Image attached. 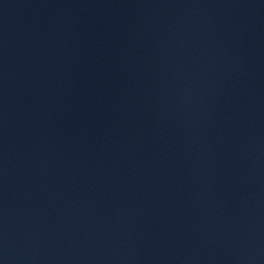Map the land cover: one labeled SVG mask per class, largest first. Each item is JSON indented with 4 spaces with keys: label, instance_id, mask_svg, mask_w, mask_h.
Masks as SVG:
<instances>
[{
    "label": "water",
    "instance_id": "1",
    "mask_svg": "<svg viewBox=\"0 0 264 264\" xmlns=\"http://www.w3.org/2000/svg\"><path fill=\"white\" fill-rule=\"evenodd\" d=\"M121 0H0V264H88Z\"/></svg>",
    "mask_w": 264,
    "mask_h": 264
}]
</instances>
